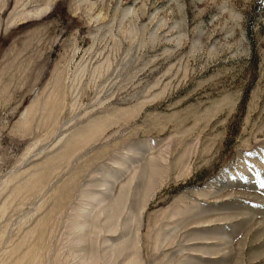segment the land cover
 <instances>
[{
  "label": "rangeland",
  "instance_id": "rangeland-1",
  "mask_svg": "<svg viewBox=\"0 0 264 264\" xmlns=\"http://www.w3.org/2000/svg\"><path fill=\"white\" fill-rule=\"evenodd\" d=\"M264 0H0V264H264Z\"/></svg>",
  "mask_w": 264,
  "mask_h": 264
},
{
  "label": "snow or ice",
  "instance_id": "snow-or-ice-1",
  "mask_svg": "<svg viewBox=\"0 0 264 264\" xmlns=\"http://www.w3.org/2000/svg\"><path fill=\"white\" fill-rule=\"evenodd\" d=\"M261 183V186L264 187V182H260Z\"/></svg>",
  "mask_w": 264,
  "mask_h": 264
}]
</instances>
